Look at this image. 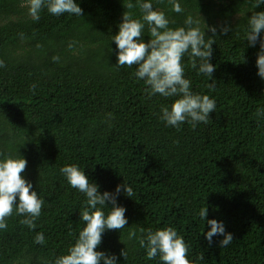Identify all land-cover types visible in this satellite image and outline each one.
I'll list each match as a JSON object with an SVG mask.
<instances>
[{"label":"trees","instance_id":"16d2710c","mask_svg":"<svg viewBox=\"0 0 264 264\" xmlns=\"http://www.w3.org/2000/svg\"><path fill=\"white\" fill-rule=\"evenodd\" d=\"M76 2L80 16L43 8L33 20L27 0H0V154L27 160L22 175L44 200L34 229L15 210L5 218L0 264H53L67 253L86 206L83 193L59 171L73 163L101 192L123 180L133 188L132 197H117L128 223L106 230L96 249L116 254L118 264H161L158 256L147 258L138 238L146 235L141 229L167 226L183 236L193 264H264V80L255 67L259 43L245 40L247 17L264 5L180 0L184 12L176 13L169 0H152L170 27L183 26L188 14L217 26L213 89L187 56L182 60L192 90L214 97L215 111L196 128H174L158 118L160 106L172 98H149L148 85L134 76L135 65H115L111 37L122 13L138 18L139 9H127V0ZM225 25L229 30L221 33ZM143 31L147 42V25ZM205 36L213 33L206 29ZM204 204L203 226L198 212ZM208 219L223 221L231 244L220 246L221 236L211 245L204 239ZM129 231L136 233L131 239ZM37 232H43V244L35 242ZM123 248L125 259L119 255Z\"/></svg>","mask_w":264,"mask_h":264},{"label":"clouds","instance_id":"9594fccd","mask_svg":"<svg viewBox=\"0 0 264 264\" xmlns=\"http://www.w3.org/2000/svg\"><path fill=\"white\" fill-rule=\"evenodd\" d=\"M28 14L33 20L40 18L43 8L52 15L69 13L80 16L81 7L76 0H27ZM171 10L176 13L184 12L180 0H169ZM264 5V0H253L252 8ZM127 9L138 8L141 16L134 18L129 11L122 13L118 31L112 35L111 41L116 46V66L132 67L135 65L134 76L142 80L148 87L145 89L148 97L159 95L172 98L170 104H162L158 118L166 126L179 128L184 123H189L196 128L199 123L209 121V113L216 108L215 98L192 90V81L185 75V66L182 60L185 56L190 61V67L198 74L208 78L206 85L209 89L215 87L212 73L216 66L211 63L212 45L217 26L206 25L198 14L194 17L188 14L183 26L170 27V20L164 11L153 8L152 0H127ZM201 21L203 26H201ZM147 25L150 37L147 42L142 39ZM213 36H205V30ZM229 28L220 27V32L225 33ZM245 40L249 46L259 43L256 54V74L264 80V11L252 12L247 17ZM54 60L58 57H53ZM3 64L0 62V67ZM36 85L30 86V91ZM27 165V160L21 155L11 156L0 154V230L5 229V218L12 215L13 211L24 218L22 224L30 229L36 227L35 220L41 214L44 200L39 197L33 185L22 175ZM68 184L85 196L80 220L84 222L79 230L74 243L67 249V253L55 258L53 264H118L117 255L97 251L101 243L102 234L106 230L122 229L128 223L125 216L126 209L117 204V197L123 192L127 197H132L134 191L131 185L124 182L118 183L110 191H99V185L90 182L84 169L77 164H66L59 169ZM110 205V207H109ZM107 209V211H106ZM207 205L204 204L198 212L200 221L205 224ZM208 230L202 233L204 239L211 245L214 236H221L218 241L222 247H227L233 241V236L225 230L223 221L208 219ZM146 235L139 237V245L146 249L149 260L159 257L161 264H193L188 259V245L183 236L172 226L157 228L155 230L141 229ZM136 233L128 232L131 239ZM43 232H37L35 242L43 244ZM119 255L124 259L127 252L124 248ZM202 258V257H201Z\"/></svg>","mask_w":264,"mask_h":264}]
</instances>
